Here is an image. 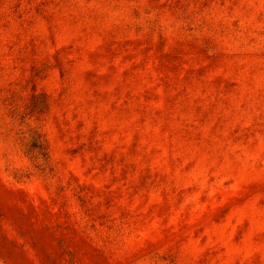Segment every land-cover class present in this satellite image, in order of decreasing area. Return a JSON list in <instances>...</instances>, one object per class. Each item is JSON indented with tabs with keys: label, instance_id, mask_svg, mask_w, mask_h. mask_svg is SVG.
Returning <instances> with one entry per match:
<instances>
[{
	"label": "rangeland",
	"instance_id": "1",
	"mask_svg": "<svg viewBox=\"0 0 264 264\" xmlns=\"http://www.w3.org/2000/svg\"><path fill=\"white\" fill-rule=\"evenodd\" d=\"M0 264H264V0H0Z\"/></svg>",
	"mask_w": 264,
	"mask_h": 264
}]
</instances>
